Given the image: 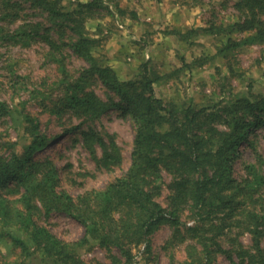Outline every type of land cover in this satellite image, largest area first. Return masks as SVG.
Listing matches in <instances>:
<instances>
[{"label":"trees","instance_id":"16d2710c","mask_svg":"<svg viewBox=\"0 0 264 264\" xmlns=\"http://www.w3.org/2000/svg\"><path fill=\"white\" fill-rule=\"evenodd\" d=\"M61 3L0 0V45L43 46L64 85L63 106L82 121L64 132H79L81 146L98 168L120 166V148L111 135L80 124L110 110L127 118L134 131L130 163L104 187L72 195L61 187L53 158L42 153L59 134L48 135L38 117L24 114L22 150L16 152L15 142L0 139V151L5 150L0 154V232L10 223L22 229L27 240L14 243L24 259L39 253L57 264H102L83 258V247L92 244L104 250L106 264H132V249L143 245L150 252L152 234L168 225L179 241L188 239L185 264H215L218 253L237 257L235 264H264V159L256 144L264 129V93L202 106L166 103L154 90L161 76L151 75L147 62L134 78L120 79L94 54L100 40L87 33L85 23L99 18L104 7L111 13L102 0L77 1L70 8ZM234 7L236 21L212 28L245 33L244 43H264V0H237ZM26 8L40 19L17 23ZM238 44L229 42L224 49ZM72 55L84 63L73 71L67 61ZM96 85L104 89V97L96 93ZM10 113L0 100V117ZM241 145L252 151L254 161L245 163L237 178L234 166ZM164 172L170 175L166 205L158 200ZM51 212L75 219L83 228L81 236L59 238L40 221ZM183 217L193 222L187 224ZM241 234L250 236L248 247L238 240Z\"/></svg>","mask_w":264,"mask_h":264},{"label":"rangeland","instance_id":"374dc122","mask_svg":"<svg viewBox=\"0 0 264 264\" xmlns=\"http://www.w3.org/2000/svg\"><path fill=\"white\" fill-rule=\"evenodd\" d=\"M77 1L86 0H61V4L70 8ZM236 1L102 0L111 13H107L104 7L99 18L87 19L85 28L90 36L100 40L94 54L104 59L103 63L116 64L120 79L134 78L142 70V63L147 62L150 74L161 76L154 82V90L164 102L176 105L191 102L202 106L235 95L264 93V43H244L245 33L226 34L212 28L226 26L238 19L234 7ZM33 12L26 8L17 23L37 19L38 15ZM192 29H198V33L190 32ZM229 42L239 44L224 49ZM44 54L39 43L28 47L0 45V100L11 109L8 116L0 117V139L15 142L13 149L20 152L27 138L23 131L24 114L38 117L44 132L59 134L42 153L50 155L58 166L61 187L72 195L90 188H102L129 166L133 126L116 110L80 124L82 129L89 127L103 135H111L120 148L123 157L120 166L112 170L98 168L81 146L79 132H64L82 121L63 106L64 85ZM67 61L72 71L84 64L73 55ZM94 89L104 97L101 86L96 85ZM62 106V112L57 113ZM256 144L264 159V129L258 131ZM4 151L1 150L0 154ZM253 161L252 151L241 145L234 166L235 177L240 178L242 166ZM163 175L158 200L166 205V184L170 175L165 172ZM184 217L187 224L193 222ZM40 221L65 240L77 239L83 232L75 219L62 213L51 212ZM0 234L1 264H57L39 253L24 259L14 240L25 242L27 236L17 225L10 223ZM238 240L246 247L251 244L247 234L239 235ZM187 241H179L172 228L163 225L151 236L150 252H144L143 245L132 249V264H185L184 245ZM261 244L264 247V237ZM81 253L86 261L108 262L104 250L96 245L84 246ZM235 262L238 263L237 257L231 260L222 253L215 258V264Z\"/></svg>","mask_w":264,"mask_h":264},{"label":"crops","instance_id":"0c3cea01","mask_svg":"<svg viewBox=\"0 0 264 264\" xmlns=\"http://www.w3.org/2000/svg\"><path fill=\"white\" fill-rule=\"evenodd\" d=\"M147 56H148V54H147ZM147 56H146V57H147ZM113 59H114V61H115V58H113ZM109 64L111 65L112 68H114V70H116V64H115V65L112 64V63H109Z\"/></svg>","mask_w":264,"mask_h":264},{"label":"built area","instance_id":"2783aa9c","mask_svg":"<svg viewBox=\"0 0 264 264\" xmlns=\"http://www.w3.org/2000/svg\"><path fill=\"white\" fill-rule=\"evenodd\" d=\"M120 26H123L122 24H120Z\"/></svg>","mask_w":264,"mask_h":264}]
</instances>
